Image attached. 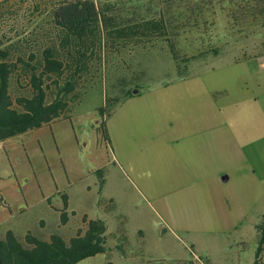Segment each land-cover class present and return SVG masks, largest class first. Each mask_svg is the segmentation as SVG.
<instances>
[{"label": "rangeland", "instance_id": "rangeland-1", "mask_svg": "<svg viewBox=\"0 0 264 264\" xmlns=\"http://www.w3.org/2000/svg\"><path fill=\"white\" fill-rule=\"evenodd\" d=\"M63 1L0 0V39L37 28L45 33L46 14ZM210 1L202 13L206 23L174 39L179 60L194 57L185 63V80H178L166 43L156 41L124 56L133 66L123 74L142 73L141 88L133 87L139 95L113 106L106 102L108 86L96 85L67 118L0 143V237L7 230L29 231L68 241L79 229L84 233V219H99L107 251L78 264L254 260L258 238L252 230L209 234L201 228L222 189L206 188L200 134L206 104L250 111L246 99L264 93V27L241 10L255 0ZM231 174L223 191L239 183ZM257 202L264 211V188ZM240 236L244 245L236 243ZM261 257L264 264V250Z\"/></svg>", "mask_w": 264, "mask_h": 264}, {"label": "trees", "instance_id": "trees-1", "mask_svg": "<svg viewBox=\"0 0 264 264\" xmlns=\"http://www.w3.org/2000/svg\"><path fill=\"white\" fill-rule=\"evenodd\" d=\"M255 1L256 5L241 10L249 11L251 19L264 27V0ZM207 3L211 1L66 0L46 14L50 27L45 33L37 28L6 42L0 39V143L67 118L96 85L108 86L106 102L110 100L113 106L133 97V87L141 88L142 73L140 78L135 70L129 76L123 74L133 66L125 57L154 47L156 41L166 43L178 80L185 79V63L194 57L179 60L174 39L206 23L202 13L210 10ZM99 113L104 116L106 111L100 108ZM66 220L62 213L61 222ZM83 222L84 233L79 229L68 241L57 234L43 240L30 232L20 240L7 231L0 240V264H78L106 252L103 221ZM256 231L253 264H261L264 214Z\"/></svg>", "mask_w": 264, "mask_h": 264}, {"label": "crops", "instance_id": "crops-1", "mask_svg": "<svg viewBox=\"0 0 264 264\" xmlns=\"http://www.w3.org/2000/svg\"><path fill=\"white\" fill-rule=\"evenodd\" d=\"M183 80L185 79L181 81ZM246 100L249 102L250 111L237 108L222 111L215 109L212 104L204 106L200 134V154L204 163L201 166L202 177L207 181L206 188L210 184L216 185L219 190L222 189V193L216 196V205L212 204L211 210L209 208L211 215L202 221L201 228L210 234L216 230L230 232L246 227L252 230V238L256 240V225L264 213L257 207L258 198L264 188V93L260 99L258 96H249ZM224 117H227V122ZM175 145H178L177 141ZM232 171L236 172V182L239 183L233 187L227 186L223 191L231 180ZM208 194L210 195V191ZM219 197L222 199L218 200ZM7 231L2 234L0 240ZM27 232L29 231L22 235L13 233L23 240ZM243 236H240L236 243L244 245L246 240ZM237 262L240 260L237 259ZM253 262L254 260H251L250 264ZM260 263L263 264L262 257Z\"/></svg>", "mask_w": 264, "mask_h": 264}, {"label": "water", "instance_id": "water-1", "mask_svg": "<svg viewBox=\"0 0 264 264\" xmlns=\"http://www.w3.org/2000/svg\"><path fill=\"white\" fill-rule=\"evenodd\" d=\"M132 93H133L134 95H136V94H137V90H133Z\"/></svg>", "mask_w": 264, "mask_h": 264}]
</instances>
